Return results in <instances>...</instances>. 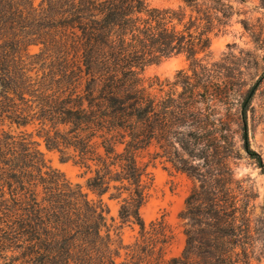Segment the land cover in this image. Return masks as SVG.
<instances>
[{
	"label": "trees",
	"instance_id": "obj_1",
	"mask_svg": "<svg viewBox=\"0 0 264 264\" xmlns=\"http://www.w3.org/2000/svg\"><path fill=\"white\" fill-rule=\"evenodd\" d=\"M233 14L230 0H182L178 7L0 0L4 264H161L172 237L163 220L148 227L142 216L153 183L143 154L169 140L182 152L176 168L196 181L181 213L185 246L169 264H253L264 223L253 224V192L234 177L236 114L228 89L219 82L214 89L205 62L213 35L224 32ZM32 45L39 51L29 52ZM181 53L195 64L194 76H186L182 92L158 97L145 68ZM261 82L247 91L238 119L244 149L263 166L248 124ZM42 142L84 169L98 199L49 163ZM107 193L120 200L121 225L139 226L134 243L108 226Z\"/></svg>",
	"mask_w": 264,
	"mask_h": 264
},
{
	"label": "rangeland",
	"instance_id": "obj_2",
	"mask_svg": "<svg viewBox=\"0 0 264 264\" xmlns=\"http://www.w3.org/2000/svg\"><path fill=\"white\" fill-rule=\"evenodd\" d=\"M151 6L178 7L182 0H148ZM234 6V14L224 32L213 35L211 54L205 62L211 68L214 89L220 90L221 83L228 89L232 113L236 114L234 145L238 158L233 160L234 177L243 182L253 192L252 216L253 224L264 223V4L263 0H230ZM39 45H32L29 52L35 53ZM201 57L203 54L200 55ZM195 64L187 59L185 54H176L163 58L159 62L148 65L144 70L146 78H155L154 93L165 96L168 92L180 93L184 90L186 76H194ZM261 78L248 111L249 137L252 149L260 156L263 166L255 158L250 157L243 147L241 138L240 109L247 91ZM199 98L203 99V89H198ZM38 140H40L37 137ZM40 148L44 151L49 163L63 171L74 183H80L89 193L90 198L98 199L97 195L87 188V175L84 169L73 161L64 162L57 151H49L42 142ZM179 149V150H178ZM143 154V162L150 163L153 183L149 197L142 207V216L149 227L154 220H163L168 234L172 237L166 248L161 264H169L170 259L180 256L186 242L185 220L181 213L186 207V199L191 193L196 181L187 172L177 169L175 160L182 154L178 141L169 140L168 145L161 146L155 141L151 148ZM199 153V152H196ZM174 161H172V160ZM199 160H196L198 162ZM109 207L108 226L113 234L121 232L124 243L132 244L139 235L138 225H121L119 218L120 200L110 198V193L102 196ZM253 264H264V239H257L254 244ZM125 257V250H122ZM0 252V264L5 259ZM3 258V259H2Z\"/></svg>",
	"mask_w": 264,
	"mask_h": 264
}]
</instances>
